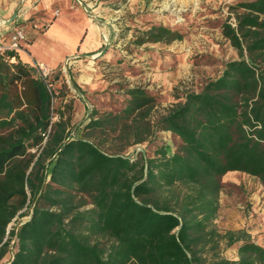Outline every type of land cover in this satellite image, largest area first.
I'll return each mask as SVG.
<instances>
[{"label": "trees", "instance_id": "16d2710c", "mask_svg": "<svg viewBox=\"0 0 264 264\" xmlns=\"http://www.w3.org/2000/svg\"><path fill=\"white\" fill-rule=\"evenodd\" d=\"M234 8L222 32L238 58L155 117V95L122 86L120 109L74 125L65 79L56 90L17 53L0 54V264H264V244L214 225L225 175L264 189V0ZM184 36L155 22L134 43ZM156 131L175 136L176 149L130 153Z\"/></svg>", "mask_w": 264, "mask_h": 264}, {"label": "rangeland", "instance_id": "374dc122", "mask_svg": "<svg viewBox=\"0 0 264 264\" xmlns=\"http://www.w3.org/2000/svg\"><path fill=\"white\" fill-rule=\"evenodd\" d=\"M240 1L246 0H97L104 8L97 17L103 33L102 46L88 55L74 52L69 57L70 68L81 91L68 82L71 79L66 61L53 70L36 63L31 65L52 79L56 90L62 86L63 79L66 80V100H72L71 123L74 125L83 121L93 109L100 113L120 109L125 98L122 86H141L155 95L158 103L152 110L155 117L185 91L200 90L207 80L221 73L227 61L238 58L236 49L223 35L222 26L224 23L235 26V12L241 9H235L234 5ZM69 13L63 10L66 20L70 18ZM155 22L182 30L184 38L169 44L137 46L135 36ZM19 25L25 33L26 25L30 30L42 32L48 27V21L37 14ZM26 35L30 36L29 33ZM59 67L61 72L57 74ZM58 101L54 107L58 106ZM160 144L174 151L179 141L169 132L156 131L148 142L133 146L130 153L146 149L151 155ZM222 182L221 209L214 225L220 232L245 230L250 237L259 240L264 234V218H261L264 189L260 181L243 172H231L222 178ZM231 210L237 216H227ZM27 218L28 215L17 217L8 229ZM227 219L233 220V224ZM257 225L258 232L252 233ZM233 226L235 228H231ZM221 248L223 256L237 257L235 245L225 247L222 241Z\"/></svg>", "mask_w": 264, "mask_h": 264}, {"label": "crops", "instance_id": "0c3cea01", "mask_svg": "<svg viewBox=\"0 0 264 264\" xmlns=\"http://www.w3.org/2000/svg\"><path fill=\"white\" fill-rule=\"evenodd\" d=\"M96 1L17 0L9 2L4 0L0 3V35L8 37L15 28L20 27L19 22L39 14L44 21H48V27L42 32H37L30 30V26L26 25L28 27L26 33L32 35V38L27 37L25 33L22 50L17 52L18 58L24 63H36L45 66L48 70H53L65 61L67 63L74 52L88 55L102 46L101 38L103 36L101 37V35L103 33L97 17L100 16V12L104 8H101V5H98ZM55 9L57 12H54ZM63 10L70 12L69 20H66L64 14L62 15ZM15 13L14 19L9 21ZM76 62L79 63V59ZM220 209L221 207L218 212ZM261 214V218H264V213ZM227 216L233 218L237 215L234 210H231ZM228 221L232 224L234 222L230 219ZM262 225L264 226V224ZM255 230L252 233L258 232V225L255 226Z\"/></svg>", "mask_w": 264, "mask_h": 264}, {"label": "built area", "instance_id": "2783aa9c", "mask_svg": "<svg viewBox=\"0 0 264 264\" xmlns=\"http://www.w3.org/2000/svg\"><path fill=\"white\" fill-rule=\"evenodd\" d=\"M24 40H25V32L21 27L15 28L8 37L4 35H0V54H4L7 52L17 53L21 51L23 47L22 42ZM42 76H46V75L42 74ZM257 241L264 244V234L261 236L259 240L257 239Z\"/></svg>", "mask_w": 264, "mask_h": 264}, {"label": "water", "instance_id": "95a60500", "mask_svg": "<svg viewBox=\"0 0 264 264\" xmlns=\"http://www.w3.org/2000/svg\"><path fill=\"white\" fill-rule=\"evenodd\" d=\"M16 13L9 19V21H12L15 17ZM68 82H71L69 79H68Z\"/></svg>", "mask_w": 264, "mask_h": 264}]
</instances>
